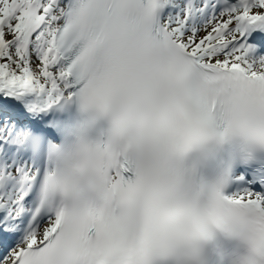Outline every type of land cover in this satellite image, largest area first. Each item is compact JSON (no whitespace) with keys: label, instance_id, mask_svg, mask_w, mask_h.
Returning a JSON list of instances; mask_svg holds the SVG:
<instances>
[{"label":"snow or ice","instance_id":"obj_1","mask_svg":"<svg viewBox=\"0 0 264 264\" xmlns=\"http://www.w3.org/2000/svg\"><path fill=\"white\" fill-rule=\"evenodd\" d=\"M0 264H264V0H0Z\"/></svg>","mask_w":264,"mask_h":264}]
</instances>
